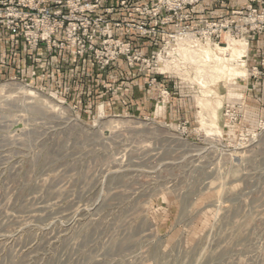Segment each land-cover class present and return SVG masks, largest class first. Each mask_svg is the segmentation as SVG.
I'll use <instances>...</instances> for the list:
<instances>
[{"label":"rangeland","instance_id":"374dc122","mask_svg":"<svg viewBox=\"0 0 264 264\" xmlns=\"http://www.w3.org/2000/svg\"><path fill=\"white\" fill-rule=\"evenodd\" d=\"M111 1L104 29L126 54L87 58L94 80L0 69V264H264V115L248 97L264 70L244 23L264 6L194 24L198 0L143 36L128 25L153 0ZM238 41L227 77L219 48Z\"/></svg>","mask_w":264,"mask_h":264},{"label":"built area","instance_id":"2783aa9c","mask_svg":"<svg viewBox=\"0 0 264 264\" xmlns=\"http://www.w3.org/2000/svg\"><path fill=\"white\" fill-rule=\"evenodd\" d=\"M107 2L108 0H0V22L4 29L2 34L21 39L32 52L40 48L45 51L44 56L33 59L37 64L45 60L47 62L38 73L42 80H48L49 72L59 68L57 55L63 52H69L77 61L90 58L99 67L105 68L113 64L121 52L126 54V49L117 50V42L104 29L107 15L114 11ZM248 2L249 10H252L253 3L264 6V0ZM196 3L198 0H153L143 9H137L141 15L150 18L149 22L144 20L128 27L143 36L165 34L167 32L164 26L176 20L178 22L175 28L179 29L182 10ZM257 13V9H253V19L250 17V21L244 22L247 27L250 25V30L246 32L248 34L264 32V9L260 15ZM158 26H162L159 32ZM125 47L130 53V43ZM256 70L259 72L257 68Z\"/></svg>","mask_w":264,"mask_h":264},{"label":"crops","instance_id":"0c3cea01","mask_svg":"<svg viewBox=\"0 0 264 264\" xmlns=\"http://www.w3.org/2000/svg\"><path fill=\"white\" fill-rule=\"evenodd\" d=\"M111 2L117 3L118 0H112ZM245 2L246 0H219L217 2L214 0H200V3L189 11L192 14L195 22L194 24H196L201 18L223 19L226 17L230 8H241L244 6ZM121 15L122 14L117 13L112 18L113 20H121V18L124 20L125 18L133 17L132 15ZM116 34H123V32L116 30ZM160 38L163 40L164 36ZM252 39V63L264 70V33L254 35ZM154 47L155 45L152 46L147 43L144 44L143 50L149 53L153 51ZM44 55L45 51L42 48L32 52L21 39L5 34L0 35V69L5 70V67L10 68L16 76H25L28 71L32 82L35 81L44 84V86L56 87L68 85L70 83L83 85L85 80V82H89L90 78L94 80L95 73L97 74L98 72L90 59L84 58L81 61H77L74 57L69 55V52H63L57 55L59 68L49 72L48 80H42L38 73L47 62L45 60L41 64H37L33 59L37 56ZM30 73H33L32 77ZM261 87L262 85L260 83L257 86L254 85L253 89H251V94L248 96L253 99L252 102L255 103V106L258 108H256V114L254 113L255 116H260L261 113L264 115V86Z\"/></svg>","mask_w":264,"mask_h":264},{"label":"bare ground","instance_id":"6f19581e","mask_svg":"<svg viewBox=\"0 0 264 264\" xmlns=\"http://www.w3.org/2000/svg\"><path fill=\"white\" fill-rule=\"evenodd\" d=\"M237 41V40H235ZM245 43L242 41L230 42L228 47H220L221 58L227 62V65L220 72L227 77H235L241 74L239 68L244 66L245 61L241 58ZM228 50L229 53H228Z\"/></svg>","mask_w":264,"mask_h":264}]
</instances>
